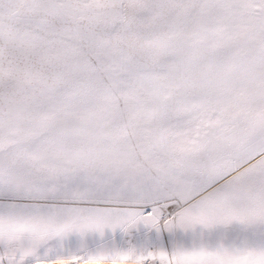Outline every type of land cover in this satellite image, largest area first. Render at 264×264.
<instances>
[{
    "label": "snow or ice",
    "instance_id": "1",
    "mask_svg": "<svg viewBox=\"0 0 264 264\" xmlns=\"http://www.w3.org/2000/svg\"><path fill=\"white\" fill-rule=\"evenodd\" d=\"M0 264H264V0H0Z\"/></svg>",
    "mask_w": 264,
    "mask_h": 264
}]
</instances>
